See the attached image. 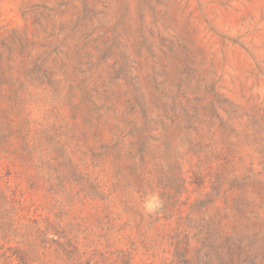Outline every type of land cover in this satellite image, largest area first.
Here are the masks:
<instances>
[{"label": "rangeland", "instance_id": "rangeland-1", "mask_svg": "<svg viewBox=\"0 0 264 264\" xmlns=\"http://www.w3.org/2000/svg\"><path fill=\"white\" fill-rule=\"evenodd\" d=\"M238 199L264 228V0H0V264H169Z\"/></svg>", "mask_w": 264, "mask_h": 264}, {"label": "trees", "instance_id": "trees-1", "mask_svg": "<svg viewBox=\"0 0 264 264\" xmlns=\"http://www.w3.org/2000/svg\"><path fill=\"white\" fill-rule=\"evenodd\" d=\"M170 200L173 201L172 198ZM171 206L169 199L166 200L162 211L172 217L174 208L170 209ZM256 207L255 202L246 203L238 199L234 205L226 208L223 220L227 221L229 232L232 231L226 234V241H223L220 223L203 221L201 224L190 217H180L176 228L167 226L159 234L162 245L166 246L164 252L171 255L169 264H264V245H259L264 239V228L257 227L259 216ZM231 213L236 224L233 227L229 226ZM193 231L196 233L191 236ZM55 235L59 239L52 240L47 250L55 246V253L62 264H132V258L113 261L103 254L98 256L96 251L84 260L88 252H81L78 242L59 231ZM61 239H65V242H61ZM194 243L198 246L194 247Z\"/></svg>", "mask_w": 264, "mask_h": 264}]
</instances>
